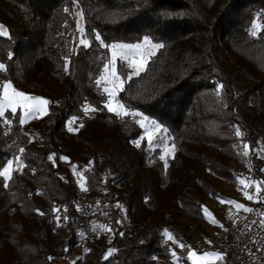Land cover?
Wrapping results in <instances>:
<instances>
[{
	"label": "trees",
	"instance_id": "16d2710c",
	"mask_svg": "<svg viewBox=\"0 0 264 264\" xmlns=\"http://www.w3.org/2000/svg\"><path fill=\"white\" fill-rule=\"evenodd\" d=\"M77 11L85 16L87 48L79 44ZM262 13L264 0H0V24L9 30L0 37V63L6 67L0 85L11 82L52 102L49 115L23 126L18 111L0 118V170L16 156L25 165L13 172L8 188L0 177V264H51L77 243L70 229L61 237L65 228L53 213L59 209L72 227L69 211L80 191L59 157L83 169L91 204L104 188L107 201L122 200L127 209V216L116 206L109 214L92 212L106 218L113 235H99L86 264H172L161 229L166 214L176 225L173 201L192 220L204 221L201 197L217 194L202 167L236 182L228 164L236 155L234 144L242 141L251 150L264 144V31L249 34L251 21ZM97 33L107 43H136L149 35L165 45L145 71L126 80L118 99L167 129L175 145L167 169L160 151L145 140L134 146L142 136L134 120L103 108L106 97L95 79L110 53L95 41ZM86 102L99 110L85 116ZM73 116L79 118L73 127L84 125L78 132L67 130ZM236 128L243 133L239 138ZM251 162L255 178L264 180L261 162L255 155ZM128 220L130 233L122 236ZM109 249L115 251L109 255ZM188 250L181 252L182 264H192Z\"/></svg>",
	"mask_w": 264,
	"mask_h": 264
},
{
	"label": "snow or ice",
	"instance_id": "6c2138e0",
	"mask_svg": "<svg viewBox=\"0 0 264 264\" xmlns=\"http://www.w3.org/2000/svg\"><path fill=\"white\" fill-rule=\"evenodd\" d=\"M76 0H74V3ZM65 11H69V9H65ZM76 16L78 17L76 21V29L79 33L80 40L79 44L84 46L85 48L90 46L89 39L85 38V28L83 26V21L85 19L84 13L77 11ZM261 17H264V13L258 14L256 19L251 21V28L249 29V34L256 37L258 36L261 31H264V24H261L259 21ZM9 30L2 24H0V37L8 36ZM95 41L99 42L100 47L105 48L108 53H110V58L106 60L103 64V71L99 75L98 78L95 79V84L98 88L102 87L103 94H106L107 100L103 103V108L107 109L109 113L115 115V117L119 119H124L126 117H132L135 120V123L139 125L141 129H144V134L147 137V141L149 146H151L154 141L157 139V133L166 132L167 129L163 128L162 125L157 122L155 119L148 117L147 115L143 114L140 111H136L133 109H129L125 104L121 103L118 99L119 93L124 91V85L126 80L130 81L133 77H138L143 71L146 70V66L149 63L151 57L155 56L160 49H163L165 45L160 42H154V39L149 35H144L142 39H138L136 43H124V42H114V43H107L105 40L102 39L101 34L97 33L94 37ZM9 58H11V54H9ZM126 66L130 71L127 74L126 78L124 77L123 73L121 72V68ZM65 73L69 72L70 70V60L65 58L64 65H63ZM6 71V67L3 63H0V72ZM224 86L222 84L218 85L217 93L219 94L220 90ZM52 102L48 99L28 95L22 91L16 90L11 82H4L0 85V118L5 117L6 111L10 110L13 116L17 113V110H20L19 115V124L21 126L25 125L29 120L32 119H39L44 116L49 115V105ZM99 109L97 107H93L87 102L82 106V111L84 112L85 116H87L91 112H96ZM139 117V119H135ZM77 116L71 117L67 122V130L69 132H78L79 128H82L84 125L79 124L76 127L73 125L77 124L78 121ZM3 123L5 125H11L12 120L5 118L3 119ZM236 137H241L243 135L240 128L235 129ZM132 143L135 147H141V140L136 139L133 140ZM243 156L247 157L249 155L250 146L245 143L243 144ZM19 152L23 154L25 149L20 148ZM175 153V145L171 148L166 147L164 149V154L160 156V160L164 161V168H168V163L166 157L169 155L174 156ZM49 160H53V156L48 157ZM60 160L67 161V157H59ZM15 163L17 164V168H13V161L9 160L6 166H2V170H0V177L3 178V187H9V181H11L13 172L22 170L25 165L23 163L22 155L16 156L14 158ZM91 164V162H90ZM88 170V169H86ZM264 171V169H262ZM72 172L74 175L78 177L77 183L81 191H88L86 187V177L83 172H77V166L72 165ZM239 183L242 184L245 188L251 187L253 183H255L256 193L259 194L261 192V185L264 182H253L251 180L240 179ZM214 195V194H213ZM243 195L249 201H254L257 199L256 196L250 194L248 191H244ZM219 200V203L233 205L237 210H243L246 213H250L253 211L251 208H247L244 205L237 203L235 201H226L223 198L215 197ZM117 207H120L117 205ZM79 210V209H78ZM37 214L43 216L45 213L41 210L37 209ZM202 211L204 216L209 220L212 224H217V221L212 217V214L207 209V207L202 206ZM53 213H57L56 220L57 226H59V221L61 217L58 215L59 209L53 208ZM67 220V217L63 218ZM262 226H264V221L261 222ZM99 227L111 231L105 225H100ZM222 227V226H221ZM95 230V229H94ZM163 235L173 243H177L180 248H185V245L182 242L177 241L173 234L170 233L168 230H165ZM83 236V233H81ZM210 243V242H209ZM87 252L88 250L85 249ZM115 251L114 249H109L108 254L111 255L112 252ZM171 255L179 260L175 251L171 252ZM188 259L192 260L193 264H209L210 260H223V254L218 252H206L201 256L195 251L188 250ZM51 259V258H49Z\"/></svg>",
	"mask_w": 264,
	"mask_h": 264
},
{
	"label": "rangeland",
	"instance_id": "374dc122",
	"mask_svg": "<svg viewBox=\"0 0 264 264\" xmlns=\"http://www.w3.org/2000/svg\"><path fill=\"white\" fill-rule=\"evenodd\" d=\"M78 19V17H77ZM77 30V29H76ZM78 32V31H77ZM79 36V33H78ZM80 39V36H79ZM110 58V57H109ZM103 71V70H102ZM125 71L126 76L129 73V69L124 66L121 68V72ZM14 87V86H13ZM101 86V90H102ZM15 88V87H14ZM16 89V88H15ZM18 90V89H16ZM21 91V90H18ZM106 100L107 96L105 94ZM107 111V109H105ZM10 111V110H8ZM20 113V110H17ZM7 112V111H6ZM108 112V111H107ZM112 114V113H111ZM132 120H134L132 117H130ZM135 119H139V117H136ZM30 121V120H29ZM28 121V122H29ZM135 121V120H134ZM138 125V124H137ZM139 126V125H138ZM141 129V128H140ZM142 131V136L140 140H145L149 149L152 151L154 150H159L160 151V156L164 154V149L166 147L171 148L169 144V138L167 136L166 132H160L157 133V139L154 141V143L149 146L147 137L144 134V129H141ZM243 144H245L242 141L237 142L234 144V148L236 151V155L234 158H232L229 161V166L230 168L234 171V173L237 174V180L236 182H226L218 177H216L210 170L209 166H203L201 170V175L204 176L207 180L211 182L212 185V190L217 194L216 196H212L211 194L205 193L201 197V209L202 206L207 207V209L210 211L212 214V217L217 221V224H212L209 222V220L205 217L204 221L200 220H192L187 214L182 213L181 209L179 208L178 201H173V203L176 205L177 209L175 210L172 209L171 211H174L178 216L176 217V225L172 226L170 224V217L169 214H166V220L167 223L165 226L161 229L162 235L165 230H168L170 233L173 234L174 238L182 242L185 245V248H180L177 243H173L172 241H169L164 235V244L167 245L171 252L175 251L177 254V257H181L182 254L181 252L189 248L191 249V246L194 247L195 250H197L198 256L203 255L206 252H217L214 250V245L216 243V235L219 232V228L223 225V223L227 220L234 219L236 217H239L241 215H244L246 212H244L242 209L237 210L233 205H228V204H221L219 203V200L215 197H220L223 198L226 201H235L237 203H240L244 205L247 208L253 209V212L257 213V216L260 220L261 228L264 229V226H262V221H264V184L261 185V192L259 194L256 193V187L255 183L252 184L251 187L245 188L242 184L239 183V180L245 179V180H251L253 182H264L262 179H256L255 176L253 175V170H252V162H251V157L252 155H255L256 158L261 162V172L264 175V144L262 143H257L255 148L253 150H249V155L247 157L243 156ZM172 155H169L166 157V160L168 161ZM13 161V168H17V164L15 163V160ZM64 161V160H63ZM65 164L71 168L72 170V163L67 160L64 161ZM77 172H83V169L77 168ZM60 174H62V171H59ZM73 173V172H72ZM73 176L76 179V183L78 180V177L73 174ZM194 184H196L195 181H193ZM78 190H80L79 185L77 183ZM244 191H248L250 194L254 195L257 197L256 200L254 201H249L246 199L243 195ZM71 210L69 211L70 216L72 217V211H73V206L70 207ZM182 213V214H181ZM203 213V211H202ZM57 215V214H56ZM61 219L59 221V225L64 229V230H59L61 237H67V231L69 229L71 230V224L68 225L69 219L67 215H62L58 214ZM67 217V220H64L63 218ZM56 219V216H55ZM105 217L103 215H95L91 217L92 220V227L95 229V233L99 237V235H103L104 237L108 238L109 240L112 239V229L111 227L105 223ZM57 222V220H56ZM100 225H105L108 228L111 229V231H107L101 227ZM130 220L127 221V226L126 229L122 232V236H128L130 233ZM145 233H148L149 226H145ZM72 231V230H71ZM210 242V243H209ZM120 246V245H118ZM190 246V247H189ZM85 249L88 251L86 252ZM92 247L89 246H84L82 247L80 254L78 255L79 261L78 264L87 263L88 258L91 256L90 251ZM219 253V252H218ZM76 262V263H77ZM226 259L224 258L221 260L222 264H225ZM172 264H182L180 262V258L177 261L176 258L172 256L171 259ZM51 264H59V262L55 259L51 260ZM68 264V263H67ZM227 264H230L227 262Z\"/></svg>",
	"mask_w": 264,
	"mask_h": 264
},
{
	"label": "built area",
	"instance_id": "2783aa9c",
	"mask_svg": "<svg viewBox=\"0 0 264 264\" xmlns=\"http://www.w3.org/2000/svg\"><path fill=\"white\" fill-rule=\"evenodd\" d=\"M104 190V188L101 189L100 195L94 204L90 203L87 191L80 190L78 192L71 213L73 218L71 230L79 236V239L65 255L56 258L59 264L76 263L79 261L78 255L82 247H92L98 239L91 224L93 211L109 214L112 206L117 207L119 205V210L124 216H127L124 202L116 200L110 203L105 199ZM81 233H83V236H81ZM216 237L213 249L223 254V257L230 264H264V229L261 228L256 212L245 213L225 221L222 227L219 228Z\"/></svg>",
	"mask_w": 264,
	"mask_h": 264
},
{
	"label": "crops",
	"instance_id": "0c3cea01",
	"mask_svg": "<svg viewBox=\"0 0 264 264\" xmlns=\"http://www.w3.org/2000/svg\"><path fill=\"white\" fill-rule=\"evenodd\" d=\"M38 97H40V96H38ZM204 220H205V217H204ZM190 250L195 251L197 253V250H195L194 247H192V246H191V249ZM187 258H188V255H187ZM188 260L193 264L192 260H190V259H188ZM209 264H222V263H221V260H210L209 261Z\"/></svg>",
	"mask_w": 264,
	"mask_h": 264
}]
</instances>
